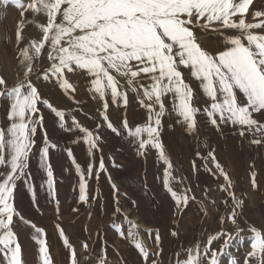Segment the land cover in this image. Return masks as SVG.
<instances>
[{
	"label": "snow or ice",
	"instance_id": "obj_1",
	"mask_svg": "<svg viewBox=\"0 0 264 264\" xmlns=\"http://www.w3.org/2000/svg\"><path fill=\"white\" fill-rule=\"evenodd\" d=\"M4 5L9 0H2ZM20 11L44 14L46 23L40 25L42 37L32 41L30 46L18 49L22 78L9 85L0 75V103L5 113L0 125V264H24L22 246L17 233L13 231L14 216L34 230L33 240L39 245L41 264H52L46 233L31 221L24 220L15 208L14 193L17 182H23L34 202L37 203L36 186L31 182L32 158L46 179L40 185L47 186V193L56 198V181L50 159V150L57 144L49 140L44 127V116L40 105L49 109L57 120V127L71 132L78 129L82 136L73 142L83 141L89 157L99 150L101 136L82 127L75 116L71 126L66 121V112L54 107L42 97L33 83L37 79L54 81L68 93L76 89L68 80L69 74H84L90 78L87 91L101 102L100 116L106 128L117 136H125L137 155L143 157L148 149L156 150L164 163L163 186L171 195L177 208L186 207L190 189L177 192L171 186L175 177L173 165L164 151L161 140L162 118L174 114L176 123L191 132L197 127V115L203 114L206 122L218 132L225 125L240 126L239 135L253 134L250 143L264 144V123L254 118L259 114L264 119V0H259L260 9L254 0H11ZM252 17V22L247 17ZM23 21L18 23L16 41H22ZM211 30L223 35L225 30H235L238 35L227 38L224 50L215 54L203 49L198 43L197 31ZM255 30H260L259 32ZM46 57L48 66L37 71L35 64ZM200 82V89L207 98L201 109L192 86L186 81L185 73ZM121 80L124 84H121ZM146 81V83L141 82ZM128 90L135 94L139 105L146 109L147 120L143 124L130 126L127 115L118 128L108 116L111 97L113 104L128 106ZM242 94V95H241ZM171 96V109L166 107L165 98ZM101 124L96 128L100 129ZM42 135L39 147L37 133ZM66 155L75 167L79 180L78 203L88 202V179L94 174L98 178L107 172L103 157L98 168L88 163L87 168L76 161L71 148ZM200 153L197 152V156ZM215 167L226 184H221L233 206L227 216L220 217L221 223L237 225V212L244 203L238 200L232 189L228 173L216 161L214 151L209 152ZM113 167H117L112 160ZM195 170V162L193 161ZM255 172L252 173L253 189L257 188ZM114 195L119 191L107 177ZM92 199H96L95 196ZM227 203V201H225ZM77 211V209H73ZM119 211V208H117ZM118 227V226H117ZM132 227H135L133 225ZM59 235L66 248L70 249V264H77V251L57 225ZM244 230L236 227L235 232L221 229L209 234L206 242H197L186 249L184 259L176 254V264H222V257L230 256V264H240L229 249L240 248L245 237ZM250 250L243 255L242 264H264V232L251 228ZM177 233L173 231L172 235ZM124 236L122 230L119 231ZM151 236V231L149 232ZM128 236L142 258L150 264H158L150 258L149 251L136 240V234L129 230ZM160 234H155L157 248ZM222 240L219 249L214 241ZM85 250L88 244L83 245ZM162 251V250H160ZM160 251L155 256L160 255ZM98 264H107L106 250L98 254Z\"/></svg>",
	"mask_w": 264,
	"mask_h": 264
},
{
	"label": "rangeland",
	"instance_id": "obj_2",
	"mask_svg": "<svg viewBox=\"0 0 264 264\" xmlns=\"http://www.w3.org/2000/svg\"><path fill=\"white\" fill-rule=\"evenodd\" d=\"M254 3L255 7L251 11L259 10V0H254ZM247 20L252 22V17H247ZM21 21L22 41L17 45L15 33ZM44 23V14L26 12L21 17L11 0L7 5L0 0V75L5 77L9 85L22 78V57L18 49L29 47L34 40L38 41L42 37L40 25ZM196 34L201 47L215 54L224 50L228 37L239 33L225 30L221 35L211 30H199ZM47 66L46 57L35 64L37 71ZM182 70L194 90L197 101L195 106L202 109L207 98L200 89V82L192 78L187 70ZM32 78L42 97L66 112L69 126L71 117L75 116L82 127L92 130L94 134L98 132L101 136L98 141L99 150H94V155L89 157L87 145L82 140L73 142L82 133L78 129L71 132L59 129L58 118L40 105L49 140L57 144V149L50 150L56 198L48 195L46 184L44 188L40 187L46 177L33 157L30 171L33 174L31 182L36 186L37 203L34 204L23 182H17L14 202L24 220L31 221L46 233L52 264H70V249L64 246L57 225L76 249L77 264H98V254L105 250L107 264H150V260L142 258L135 248L134 241L128 236L129 230L136 234V240L149 251L151 259H156L158 264H176L177 253L180 254L179 259H184L187 254L185 250L197 242L203 244L209 234H215L221 229L235 232L236 227H239L244 230L240 235L245 239L238 251L229 249V252L242 264L244 253L250 250L251 228L264 232V144L250 143L253 134L247 133L241 137L238 125H225L218 132L206 122L202 113L197 115V127L191 132L176 123L177 117L174 114L163 117L161 140L173 165L172 175L175 177L171 186L177 192L190 189L187 194L194 197L186 207L177 208L163 186L165 165L157 151L148 149L145 156L141 157L128 138L117 136L106 128L100 116L101 102L87 91L90 80L88 76L69 74L67 78L76 91L69 90L68 93L61 90L54 81L37 79L35 73ZM141 82L146 83L144 80ZM121 84H124L123 80ZM124 90L128 91L129 103L126 108L122 103L113 104L111 97H108L109 119L118 128L125 115L132 127L145 123L146 109L139 105L135 94L126 86ZM165 104L170 111L171 96L165 98ZM4 117L3 104L0 103V125L5 122ZM254 118L264 123L259 114H254ZM97 124L102 127L97 129ZM35 139L39 147L42 141L40 132ZM68 148L72 149L74 158L83 169L87 168L88 163L98 168L100 158L104 159L107 172H102L98 178L95 174L87 177V203H78L79 180L74 165L66 155ZM210 151H214L216 161L228 173L233 186L231 191L238 200L244 201L238 209V222L235 226L230 222L221 223L220 217L227 216L233 202L227 192L220 188L226 182L209 157ZM112 160L117 167H113ZM253 172L256 174V189H253L251 183ZM109 175L119 190L115 195L107 179ZM93 196L96 199H92ZM120 230L124 232L123 237L119 235ZM13 231L17 233L22 246L24 264H41L39 245L32 238L34 230L21 222L18 216H14ZM157 231L161 238L159 248L155 243ZM173 231L177 233L175 236L172 235ZM85 242L88 244L87 250L82 246ZM222 243V240L214 241L213 247L219 249ZM157 251H160L158 257L155 256ZM222 264H230V256L222 257Z\"/></svg>",
	"mask_w": 264,
	"mask_h": 264
}]
</instances>
